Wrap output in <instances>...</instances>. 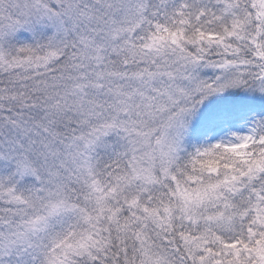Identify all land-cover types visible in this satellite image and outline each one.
I'll use <instances>...</instances> for the list:
<instances>
[{
  "label": "snow or ice",
  "instance_id": "1",
  "mask_svg": "<svg viewBox=\"0 0 264 264\" xmlns=\"http://www.w3.org/2000/svg\"><path fill=\"white\" fill-rule=\"evenodd\" d=\"M0 264H264V0H0Z\"/></svg>",
  "mask_w": 264,
  "mask_h": 264
}]
</instances>
